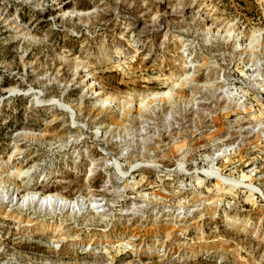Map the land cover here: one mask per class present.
Wrapping results in <instances>:
<instances>
[{
	"label": "rangeland",
	"instance_id": "1",
	"mask_svg": "<svg viewBox=\"0 0 264 264\" xmlns=\"http://www.w3.org/2000/svg\"><path fill=\"white\" fill-rule=\"evenodd\" d=\"M0 264H264V0H0Z\"/></svg>",
	"mask_w": 264,
	"mask_h": 264
},
{
	"label": "bare ground",
	"instance_id": "2",
	"mask_svg": "<svg viewBox=\"0 0 264 264\" xmlns=\"http://www.w3.org/2000/svg\"><path fill=\"white\" fill-rule=\"evenodd\" d=\"M93 87L96 88L95 92H96L97 95H98V93H99L98 88H97L95 85H93ZM95 95H96V94H95ZM10 159H11V158H10ZM17 175L19 176L20 174L17 173ZM17 175H16V176H17ZM29 196H30V197H29ZM50 196H51V195H49V196H45V197L43 196V198H42L41 195H37V193H33V194H31V195H28V196H27V199H26V198H25V199H26L27 201H28V199H31V201H32L33 199L41 198L42 201H47V200H48V201H51L54 195L51 196V197H50ZM23 201H24V200H23ZM53 202H54V201H53ZM24 203H25V201H24Z\"/></svg>",
	"mask_w": 264,
	"mask_h": 264
}]
</instances>
